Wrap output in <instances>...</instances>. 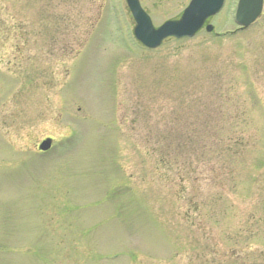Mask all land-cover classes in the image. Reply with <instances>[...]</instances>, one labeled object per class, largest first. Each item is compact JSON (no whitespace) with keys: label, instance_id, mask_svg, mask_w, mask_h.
I'll list each match as a JSON object with an SVG mask.
<instances>
[{"label":"rangeland","instance_id":"rangeland-1","mask_svg":"<svg viewBox=\"0 0 264 264\" xmlns=\"http://www.w3.org/2000/svg\"><path fill=\"white\" fill-rule=\"evenodd\" d=\"M236 2L146 49L125 0H0V264H264V2L245 30Z\"/></svg>","mask_w":264,"mask_h":264},{"label":"water","instance_id":"water-1","mask_svg":"<svg viewBox=\"0 0 264 264\" xmlns=\"http://www.w3.org/2000/svg\"><path fill=\"white\" fill-rule=\"evenodd\" d=\"M127 2L136 21L135 37L143 45L154 48L167 36H193L206 18L220 9L223 0H191L179 20L165 22L157 29L152 26L149 17L140 8L137 0H127ZM261 7L262 0H239L236 21L247 26L259 15ZM206 30L211 31L212 26L207 25ZM50 143L51 139L47 138L42 141L39 147L47 149Z\"/></svg>","mask_w":264,"mask_h":264}]
</instances>
